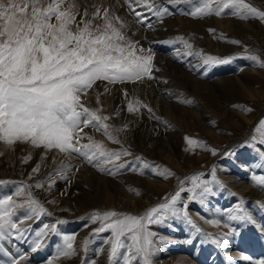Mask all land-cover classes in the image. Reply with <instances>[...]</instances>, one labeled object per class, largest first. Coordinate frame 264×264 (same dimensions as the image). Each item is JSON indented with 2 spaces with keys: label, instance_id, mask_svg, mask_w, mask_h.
<instances>
[{
  "label": "rangeland",
  "instance_id": "rangeland-1",
  "mask_svg": "<svg viewBox=\"0 0 264 264\" xmlns=\"http://www.w3.org/2000/svg\"><path fill=\"white\" fill-rule=\"evenodd\" d=\"M92 1L76 0L82 12L86 8L91 14L95 11L94 5H100L101 13L105 8L108 9L111 16L118 17L119 21L124 23L125 28L123 27L122 31L126 32L124 34L127 39L131 42H138L137 47H142L146 50L144 54H148L147 50L150 47L149 45L147 47L146 41L144 42L143 31H140L141 27L138 22L134 21L135 17L128 5L124 7L125 3L122 0ZM159 2L161 6L169 8L170 14L160 19L152 15L151 20L156 21L164 30L166 29L165 31L162 29L164 33L172 29L170 36H175V40L180 41L177 43L181 44L185 53L191 51L190 57L193 55L199 57V62L207 69L204 77L201 75V70H198L201 74L197 70L192 71L194 63L186 65L181 63L182 59L177 57L174 59L172 55L162 56L159 60L157 52L154 51V53L151 48V53L154 56L151 74L154 79L144 78L134 83L116 84L97 82V85L86 96L82 97V102L87 107L93 111H98L101 116L109 117L105 123L109 125L110 133L119 140V143H113L103 134L102 129L97 131L91 126L84 128L82 135L92 137L95 141L102 143L109 151H127L130 153V155L124 156L116 162L117 164H125V167L120 169L116 176L101 174L98 169L88 165L77 154L68 156L59 153L58 150L47 151L25 143H16L9 149L8 146L0 143V175L3 176L0 178V198L11 195L14 200L20 203L26 200L27 193L30 191L32 196L46 209L44 214L31 220H25L24 224L19 225V227L29 229L26 235L30 238H34L35 231L44 224H56L59 233V235L49 233L48 236L51 235L52 238L47 236L43 246L36 253L29 250L31 239L5 243V247L14 255L16 254L13 251L15 249L24 250L23 253L37 255L39 258L41 255L43 259L40 264H46L48 259H53V264H62L77 261L78 258L80 259L75 264H93V261L95 264H99V262L124 264L122 255L118 256L114 262L108 260L109 245L105 241L110 238V232L94 233V229L100 227V222L92 223L89 217L93 213L103 214L107 211L143 215L150 208L165 202L166 198H170L182 186L185 189L190 188L192 176H199L200 180L212 182L213 170H215V180L219 184L212 183L211 185L214 195L205 197L204 203L201 204L198 200H189L188 197L191 194L185 191L181 193V198L176 207L180 208L187 204V212L192 221L201 229L202 233L211 235L213 238L233 231L234 234L229 237L233 243L248 239L254 240L252 244L255 243L258 246V256L252 257L251 254L246 255L237 249H231L225 251V254L223 253L230 262L235 258H238L241 264H258L260 260H264V232L261 231V227H264V209L260 208V205L264 204V188L257 186L251 180L253 174L264 175V168L256 167L261 162L259 154L264 152V147L259 144L253 146L252 141L253 136L259 137V133L255 129L258 122L264 119V67L258 66L256 62L249 59V57L255 56L261 63H264V20L254 17L241 19L239 16L231 14L233 9H226L221 16L213 14L207 17L193 18L184 13L194 10L199 5L200 0H186V2L178 5H168L167 0H159ZM117 3L118 5H116ZM245 3L255 7L258 11H264V0H245ZM177 17L182 18L183 24H175L170 28L168 23L172 20H178ZM188 17H191L192 20ZM77 19L80 17L78 16ZM218 20H220L219 23ZM181 22L177 21L176 23ZM95 23L102 24L103 21L98 19ZM137 39L138 41H136ZM183 42L191 44L192 48L186 49ZM208 56L227 59L229 63L205 65L203 60ZM189 60L193 62L192 57ZM180 72L211 83V85L215 83L219 86L221 85L219 84L220 78L233 77L237 83H242L259 94L250 96L242 90H231V94L226 95L227 102L212 105L200 94L190 90V87H185L181 81L178 82L177 76H180ZM221 87L217 88L218 92L223 90ZM165 89L169 90L165 93ZM224 91L226 92L227 89ZM167 92L172 94H167ZM114 93L116 94L113 95ZM137 102L139 103L137 104ZM129 103H132L134 108L138 110L129 112L127 109ZM163 104L168 106L172 104L173 109L166 110ZM220 106L225 108V110H221L222 113L218 111ZM244 109H251V111H244ZM215 136H219L221 139L216 140ZM159 138H162L165 146L171 150L172 158L164 155L151 156V150L159 149H156L155 143ZM186 138L198 141L199 146L190 147ZM81 143H88V140L84 139ZM213 150L215 155L212 154ZM62 157L63 159H61ZM14 159L18 161L17 164L13 161ZM26 159L27 163H25ZM145 164L149 167L146 168ZM37 165H39L40 170L38 173H34L32 169ZM64 166H67L65 170L67 173L64 172V177H71V182L77 181L76 183L82 184L83 189L87 191L92 189L88 187V182L85 180L92 173L114 181L122 189V192L116 197L117 205L108 206L105 202L101 205H91L83 212L76 213V209L59 199L62 194L67 196L74 189L73 187L65 194L64 188L68 183L67 178L55 175V171ZM108 167L112 166L109 165ZM54 168L56 169L54 170ZM132 169H136V171ZM82 172L86 177L85 179H82L84 178ZM162 172L164 175L160 174ZM7 173L10 176H6ZM75 175L76 178H74ZM50 176L54 179L51 188L48 187ZM165 176L167 178H164ZM237 177L240 178L239 181H244V188L239 191H237V187L231 186L232 181L230 180L231 178L237 179ZM141 179L152 183L150 186L153 188L142 186L139 182ZM37 182L42 183L44 187L36 188ZM92 183L91 186L95 187V181ZM22 185L25 187V193L19 197L15 196L17 189ZM220 185H223V188ZM59 190L61 191L59 192ZM249 190L251 191L248 192ZM247 194H250L252 198L247 197ZM124 195L131 197L132 202L145 201V208L140 210L124 209L123 203L129 201V197ZM237 205H242L244 210L253 217L255 224L227 218V211L234 210ZM51 207L53 208L51 209ZM25 213V208L16 209V217H22ZM207 220H218L220 223L219 225H211L206 222ZM57 221L64 222L57 224ZM149 230L156 234L153 239L157 251L151 257L152 264H160L159 261L164 258L166 260L164 259L162 264H198L186 256V252L183 253L185 256H182L185 260L179 259L176 262L169 260L170 256L158 258L160 246L182 245L187 247L186 241L188 240L197 243L198 248L215 245L211 240L206 239L205 235L196 234L195 230L181 218H171L162 225H152ZM65 235H75L76 238L73 243L77 249V255L71 258L54 259L58 246L63 245V236ZM49 239L52 245H49L50 250H47L45 245ZM234 239L238 240L232 241ZM86 240L88 243L85 250L84 241ZM161 240L168 242L161 243ZM127 242L130 243V241ZM100 249H104V252H98ZM121 251L123 253L125 250ZM175 254L183 255L181 252L173 253V255ZM173 255L171 254V256ZM245 255L250 256V260L242 259ZM2 259L3 257H0V260ZM133 264H137V262L134 261Z\"/></svg>",
  "mask_w": 264,
  "mask_h": 264
},
{
  "label": "snow or ice",
  "instance_id": "snow-or-ice-1",
  "mask_svg": "<svg viewBox=\"0 0 264 264\" xmlns=\"http://www.w3.org/2000/svg\"><path fill=\"white\" fill-rule=\"evenodd\" d=\"M182 2L186 0H167L168 5ZM127 5L137 17V22L148 28L152 25L146 23L147 17L136 10L138 7H143L157 19L170 14L169 8L158 5L156 0H127ZM93 7L95 11L90 14L86 8L81 13L76 0H0V143L9 149L16 143H25L47 151L58 150L68 156L77 154L101 174L116 176L125 167V164L116 162L130 153L109 151L92 137L82 135L84 128L91 126L97 131L102 129L103 134L113 143H119L105 123L109 117L101 116L98 111L87 107L82 102V97L97 82L116 84L134 83L144 78L154 79L151 74L154 56L150 49L145 55L146 50L137 47L138 42L127 39L122 31L124 25L118 17L111 16L108 9L101 13L99 6ZM226 9H233L231 14L241 19L254 17L264 20V11H258L245 3V0H200L194 10L184 14L193 18L213 14L221 16ZM98 19L103 23L96 24ZM176 42L180 41L173 43ZM183 43L186 49L192 48L191 44ZM184 55L192 53L188 51ZM249 59L264 67V63L257 57L251 56ZM203 63L222 65L229 61L208 56ZM127 109L129 112L138 110L132 103L128 104ZM255 131L259 133V137H252L253 146L259 144L264 147V119L258 122ZM84 139L88 143H81ZM186 141L190 147L199 146V142L191 138H186ZM212 154H216L214 150ZM259 159L261 162L256 167L264 168V152H260ZM109 165L112 167H108ZM66 167L56 170L55 175L64 176ZM145 167L149 166L145 164ZM39 170V165L32 169L34 173ZM160 174L164 175L163 172ZM49 180L48 187L51 188L54 179L50 176ZM251 180L264 188V175L253 174ZM212 183L219 184L215 180V170L212 182L192 176L190 188L182 186L174 195L166 198L165 202L150 208L143 215L121 214L116 211L93 213L89 217L90 221L100 222V227L94 229V233L110 232V238L105 241L109 245L108 260L114 262L122 255L124 264H133L134 261L137 264H152L151 257L157 251L153 239L156 234L149 228L152 225H162L171 218L183 219L196 234L205 235L217 248L225 247L230 242L229 237L234 234L233 231L213 238L202 233L192 221L187 212V204L176 207L181 193L185 191L191 194L189 200H198L203 204L205 197L214 195ZM35 187L42 188L44 185L37 182ZM220 187L223 188V185ZM24 193L25 187L22 185L15 196L19 197ZM19 208L26 209L22 217H16V209ZM260 208L264 209V204ZM45 212L44 206L30 191L26 200L20 203L11 195L0 198V257H3L0 264H26L28 261L27 255L19 252L14 255L5 247V243L31 239L29 250L36 253L49 233L59 235L56 224H44L35 231L34 238L27 237L29 229L19 227L25 220L39 217ZM227 218L255 224L253 217L242 205L228 210ZM63 222L57 221V224ZM206 222L211 225L220 223L218 220ZM261 231L264 232V227H261ZM75 238V235L63 236V245L58 246L54 259L77 255L73 243ZM87 243V240L84 241L85 250ZM186 243L191 244L192 240ZM121 250L125 251L122 253ZM98 252L102 253L104 249ZM242 259L250 260V257L245 255ZM46 264H53V259H48ZM258 264H264V260H260Z\"/></svg>",
  "mask_w": 264,
  "mask_h": 264
},
{
  "label": "bare ground",
  "instance_id": "bare-ground-1",
  "mask_svg": "<svg viewBox=\"0 0 264 264\" xmlns=\"http://www.w3.org/2000/svg\"><path fill=\"white\" fill-rule=\"evenodd\" d=\"M92 1V0H91ZM115 1V0H114ZM118 2V1H116ZM122 2L125 3L124 7L127 5V0H122ZM82 3V1H81ZM93 3V1H92ZM119 3V2H118ZM118 3L116 5H118ZM162 3V2H161ZM106 4V3H105ZM123 4V3H122ZM157 4H160L159 0H157ZM83 5V3H82ZM161 5V4H160ZM100 6V5H99ZM105 6V5H104ZM84 7V6H83ZM101 8V7H100ZM122 8V7H121ZM83 9V8H82ZM91 9V8H90ZM106 9V8H105ZM112 9V8H111ZM85 10V9H84ZM103 10V9H102ZM117 10V9H116ZM137 11L139 12H142L146 17H147V21L146 23H150L152 25L151 28H148L145 26V24H141V23H138L139 26L141 27V32L143 31V35L142 36H145L144 37V42L146 41V45L148 47H150V49L154 52L156 51L157 55L159 56V60L162 58V56L164 57L165 55H172L174 57V59H182V62L181 63H184L186 65H191L192 63L193 64V67H192V71L193 70H201L202 74L200 72H198L199 74L203 75L204 77V74H205V71H207L206 68L203 67V65L199 62V57L193 55L191 56L193 58V62H191L189 60V58H191L189 55H184L185 51L182 49L181 47V44H178L177 42L176 43H173L175 40V36L172 37L170 36V33L172 31V29L169 31V32H163L161 28V26L156 22V21H153L151 20V16L152 14L151 13H148L143 7H138L136 9ZM113 11V10H112ZM82 12V11H81ZM83 13V12H82ZM115 13V11H114ZM129 13V12H128ZM132 13V11H131ZM133 14V13H132ZM120 15V14H119ZM130 15V14H129ZM134 15V14H133ZM121 16V15H120ZM123 16V15H122ZM134 21L137 22V17L134 15ZM132 18V17H131ZM179 18L178 20H172V22L168 23V25L170 26V28H172L175 24H183V21L181 17H177ZM188 18H191V17H188ZM156 19V18H154ZM220 19V18H219ZM79 20V19H78ZM124 20V19H123ZM122 20V21H123ZM192 20V18H191ZM223 20V19H222ZM127 21V20H126ZM177 21H180L181 23H176ZM99 22V21H98ZM128 22V21H127ZM127 22L125 23V25L127 24ZM220 22V20H218V23ZM226 22V21H225ZM161 23V22H160ZM186 23V22H185ZM191 23V22H190ZM238 23V22H237ZM236 23V25H237ZM97 24V23H96ZM124 24V23H123ZM134 25H136V23H134ZM133 25V26H134ZM167 25V24H166ZM167 25V26H168ZM172 25V26H171ZM227 25V24H226ZM166 26V27H167ZM223 26V25H221ZM130 27V26H129ZM231 27V26H230ZM125 28V27H124ZM137 29V28H136ZM164 30V29H163ZM166 30V29H165ZM164 30V31H165ZM169 30V29H168ZM238 30V29H237ZM138 31V30H137ZM136 31V32H137ZM138 31V32H140ZM125 32V31H124ZM126 33V32H125ZM173 35V34H172ZM136 37V36H134ZM138 41V39L136 40ZM161 51H163V53H161ZM188 52V51H187ZM155 53V52H154ZM195 56V57H194ZM172 57V58H173ZM177 57V58H176ZM189 67V66H188ZM192 73V72H191ZM219 73V72H218ZM181 77V78H180ZM200 78V77H199ZM202 78V77H201ZM203 79V78H202ZM221 79V82H219V84H221L220 86H222L221 88H223V90L221 89L219 92L217 90V88L219 89L220 86L217 85V84H213L211 85V83H208L206 81H201L199 79H196L195 77H192L191 75L187 74V73H184V72H180V76H177V80L178 82L181 81V83L185 86V87H190V90L194 91V93H198L200 94L202 97L205 98L206 101H208L209 103H211L212 105H216L220 102H227L226 100V95L227 94H231L230 92H232L231 90H242L244 93L246 94H250V96H256L258 95L259 93L247 88L246 86H244L242 83H237L236 81L237 80H234L235 78L233 77H225V78H220ZM247 82V81H246ZM214 85H216L214 87ZM219 86V87H218ZM100 89V88H99ZM224 89H227V91L225 92ZM169 90V89H165L162 90L166 93V91ZM107 91V90H106ZM112 91V90H111ZM101 92V91H100ZM109 94V93H108ZM116 93H114L113 95H115ZM167 94H172L171 92H167ZM107 95V94H106ZM105 95V96H106ZM119 95V94H118ZM110 96V94H109ZM108 96V97H109ZM228 96V95H227ZM102 97V96H101ZM110 98V97H109ZM114 98V97H113ZM110 101V100H109ZM108 101V102H109ZM118 101V100H117ZM121 102V101H120ZM224 104V103H223ZM120 105V104H119ZM118 105V106H119ZM165 109H173V106H171L169 104L166 105V104H163ZM166 105V106H165ZM116 106V105H115ZM118 109V108H117ZM116 109V110H117ZM225 110L224 107H219L218 108V111L221 112V110ZM202 112V111H201ZM222 113V112H221ZM145 124V123H144ZM140 128V127H139ZM141 136V134H139ZM138 136V135H137ZM147 136V135H146ZM143 137V136H142ZM148 137V136H147ZM219 138L221 139V137L219 136H215V139L216 140H219ZM227 138V136H226ZM152 139V138H151ZM153 140V139H152ZM146 141V140H145ZM148 142V140H147ZM146 143V142H145ZM156 149L158 150H151L150 154L151 156H160V155H164V156H168L169 158H172L171 157V150H169V148L167 146H165V143L164 141L162 140V138H159L156 140ZM232 144V143H231ZM7 148V147H6ZM36 151V150H35ZM148 153H149V150H148ZM14 155V154H13ZM49 155V154H48ZM54 155V154H53ZM60 158V157H59ZM47 159V158H46ZM63 159V157L61 158ZM16 164H17V160L14 159L13 160ZM45 161V160H44ZM43 161V162H44ZM52 162V161H51ZM54 162V161H53ZM62 162V161H61ZM60 162V165L62 164ZM24 164V163H23ZM41 164V163H40ZM59 164V163H58ZM20 166V165H19ZM24 166V165H23ZM27 166V165H26ZM25 167V166H24ZM23 168V167H22ZM27 168V167H26ZM19 169V168H18ZM21 169V168H20ZM44 169V168H43ZM42 169V170H43ZM46 169L48 170L47 166H46ZM56 168H54L55 170ZM61 169V168H60ZM81 169V168H80ZM25 170V169H24ZM53 170V169H52ZM58 170V169H57ZM81 171V170H80ZM87 171V170H86ZM49 172V171H48ZM67 173V172H65ZM83 173V172H82ZM240 173V172H239ZM15 174V173H14ZM14 174L13 177H14ZM18 174V173H17ZM48 174V173H47ZM9 173L6 174V176H8ZM52 175V174H51ZM78 175V174H77ZM10 176V175H9ZM44 176V175H43ZM84 176V178L82 179H85V175L83 173L82 177ZM3 176L0 175V178H2ZM22 177V176H21ZM64 177V176H63ZM74 178H76V175L74 176ZM73 178V179H74ZM80 178V177H79ZM98 178V179H97ZM236 178V177H235ZM235 178H231L230 180L232 181V184L231 186H235L237 187V191H239L241 188H244V181H239L240 178L237 177V179ZM69 179V180H67ZM66 181L68 183H66L67 185L65 186V194L67 192H69V190H72L73 187V191H70L67 196H64V194H62L60 196L59 199H61L64 203H66L67 205H69L70 207L76 209V213H80V212H83L85 209L89 208L91 205H101L103 203H107L108 206H115L117 205L116 204V197L118 194H120L122 191V189L119 188L118 185H116V183L114 181H112L111 179H107V178H103V177H99L98 175L95 174H90L88 176V178H86L85 181L88 182V187L90 189H92L91 191H88L86 189H83V187L76 183V182H71V177H67ZM137 179V178H136ZM239 179V180H238ZM135 180V179H133ZM139 180V179H137ZM145 180V179H144ZM92 181H95V187H92L91 184L93 185ZM141 183L142 186H145L146 188H153L152 186H150L152 183L150 182H145L143 181L142 179L139 181ZM119 183V182H118ZM139 183V184H140ZM243 184V186H242ZM61 189V188H59ZM236 189V188H235ZM248 189V188H247ZM61 190H59L60 192ZM93 191V192H92ZM251 190H249L248 192H250ZM73 192V193H72ZM62 193V192H61ZM253 195V193H251ZM248 195V194H247ZM126 197H129L127 195H124ZM255 196H257L255 194ZM247 197H251V195L249 194ZM58 199V197H57ZM128 200V199H127ZM124 202V201H123ZM127 202V201H126ZM123 203L124 205V209H136V210H140L142 209L144 206H145V201H141V200H138V202H135L133 201L132 202V198L129 197V201L128 203ZM122 204V203H121ZM106 205V206H107ZM50 206V205H49ZM123 207V206H122ZM53 207H51L52 209ZM145 208V207H144ZM57 213V212H56ZM218 237V236H217ZM229 240H231V238H229ZM238 239H234L232 241H236ZM254 240H251V239H248V240H243V241H239V242H229L225 247L223 248H217L216 245H213V246H203L202 248H198L196 246L197 243H195L194 241H192L191 244L188 243L187 247H183L182 245H172V246H169V247H161L160 251H159V257H169L170 256V259L172 262H176L177 260H185L184 258H182V256H185L183 253L186 252L187 255L190 259H193L194 261L198 262V264H241L239 263V259L238 258H235L233 259V261H229L227 260L223 253L225 254V251L227 250H233V249H237L238 251H241L246 253L247 254H251L252 257H256L258 256L257 254H259V250L257 249V245L254 243ZM257 242V241H256ZM15 243V242H14ZM258 243V242H257ZM49 245H52V242L50 243V239L48 240L47 244L45 245V249L47 250H50V246ZM9 249H10V244H9ZM15 251V253L17 254V252L19 253H22V254H25L28 256V261L26 262V264H40L41 260L43 259L40 255L41 258H39L37 255H32L30 253H23V251H21V249H15L13 250ZM176 252H181L183 255H173V253H176ZM171 254L173 256H171ZM43 255V254H42ZM164 255V256H163ZM83 256V255H82ZM250 257V256H249ZM160 258V259H161ZM80 258L74 261H71L69 263H62V264H75L78 262ZM159 259V260H160ZM165 259V258H164ZM161 260L159 261L160 264H162V261L164 262L165 260ZM256 259V258H255ZM186 260H189L188 258H186ZM102 261V260H101ZM181 262V261H180ZM157 263V262H156ZM99 264H105V262H99ZM184 264V263H182ZM191 264V263H190Z\"/></svg>",
  "mask_w": 264,
  "mask_h": 264
}]
</instances>
